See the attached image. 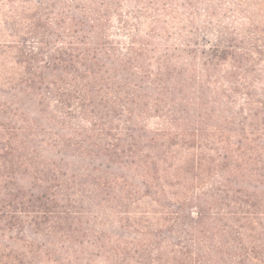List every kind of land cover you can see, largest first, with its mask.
I'll return each instance as SVG.
<instances>
[{
  "label": "trees",
  "instance_id": "obj_1",
  "mask_svg": "<svg viewBox=\"0 0 264 264\" xmlns=\"http://www.w3.org/2000/svg\"><path fill=\"white\" fill-rule=\"evenodd\" d=\"M261 2L256 10L264 13ZM202 4L206 24L199 26ZM248 6L240 1L236 14ZM219 10L208 0H0V92L17 99H3L0 110L16 116L17 97L33 96L51 123L98 139L108 162L133 172L93 179L134 235L114 245L105 238L104 264H264V194L248 185L264 183V81L248 78L246 30L222 26ZM140 20L149 22L144 39ZM183 22L191 39L169 47V25ZM201 28L213 36L204 45ZM147 117L158 120L157 128L140 126ZM31 130L1 127L0 138L14 141L17 131ZM53 141L72 147L59 136ZM10 168L0 162V170ZM55 172L35 168L43 192L32 199L20 188L6 191L9 210L0 211V221L84 216L69 208L76 204L65 197L71 186ZM4 259L0 254V264Z\"/></svg>",
  "mask_w": 264,
  "mask_h": 264
},
{
  "label": "rangeland",
  "instance_id": "obj_2",
  "mask_svg": "<svg viewBox=\"0 0 264 264\" xmlns=\"http://www.w3.org/2000/svg\"><path fill=\"white\" fill-rule=\"evenodd\" d=\"M200 1L203 2V0ZM208 1L212 7L220 9L218 17H220L222 26L246 30L245 47L251 53L252 58L246 61V66L249 69L248 78L255 79L256 77L264 81V13L256 10L263 4L261 0ZM240 1H246V4L249 5L247 13L242 16L235 12ZM220 3H223V8H218ZM206 8L203 4L198 6L201 15L200 20H198L199 26L206 24H204ZM184 18L185 16L181 17L182 21ZM144 21L140 20L144 26L138 34L136 33L140 39H144L150 32L148 29L149 22ZM168 29L174 37L169 42V47L183 48V37L184 39H191L192 37L190 32L186 31L189 30L186 27V22L180 23L178 26L172 23ZM176 34L181 36L176 37ZM158 39L152 38L150 41H153L154 44H164L163 40ZM197 39L199 44L204 45L208 39H213V36L201 28L198 31ZM166 48L168 47L166 46ZM259 52L260 54H257ZM149 57L151 59L149 61L155 60L152 53L149 54ZM189 61V59H183L185 63ZM261 85L255 86L257 91L262 87ZM262 88L264 89V87ZM258 97L261 99L260 96ZM17 98H19L21 111L13 116L10 110H0V129L1 127L10 129L14 126L19 128L31 125L33 130L27 135H21L22 133L19 134L17 131L14 141H8L9 136L5 135L0 138V149H4L6 146L11 148L7 156L4 152H0V162L11 167L10 170H0V211L9 210L4 205L6 198L3 195L14 187L22 189V192L27 194L26 199H32V195L35 196L43 192L41 183L35 178V168L41 167L46 176L56 174L55 170L61 171L65 175L64 178L69 181L71 186L66 189L65 197L73 199L72 201L76 203L71 202L69 208L74 207L76 211H84L86 214L78 219L75 218L77 216H72L73 219L60 223H49L44 219L35 220L32 218L33 216H21L22 218L16 222L7 219L1 220L0 254L5 255L2 263L104 264V257L101 256L102 252L99 250V246L105 242V238L114 245L116 238L132 239L134 235L130 233L128 228L120 226L111 209L113 200L108 195L93 188V179L101 175L106 179L115 181L117 176H132L133 172L123 168L121 163L108 162L106 157L110 153L108 150L102 149L103 143H100L98 139L78 137L76 132H79V129L73 125L62 126L51 123L49 116L37 107L33 96L28 95L21 98L18 96ZM3 99L17 102L15 96L0 92V101ZM243 103L244 97L241 96L237 105ZM157 123L158 120L147 117L143 119L140 126L145 127L146 130H154L157 128ZM83 126L87 128L85 130L88 133L91 128L86 124ZM57 136L70 141L69 145L72 147H56L53 139H56ZM71 140L74 143L83 140L84 143L81 147H75ZM107 143L110 142L105 141V147ZM22 145L25 149H17ZM33 165L35 168H32ZM134 183L138 184L136 179ZM248 185L250 190L262 191L260 193L264 194V183L250 181ZM48 195L51 196L52 193L50 192ZM54 228L57 233H54ZM75 251H82L81 255H74Z\"/></svg>",
  "mask_w": 264,
  "mask_h": 264
}]
</instances>
